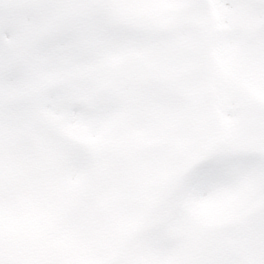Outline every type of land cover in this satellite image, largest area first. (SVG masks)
Instances as JSON below:
<instances>
[{
  "label": "snow or ice",
  "instance_id": "obj_1",
  "mask_svg": "<svg viewBox=\"0 0 264 264\" xmlns=\"http://www.w3.org/2000/svg\"><path fill=\"white\" fill-rule=\"evenodd\" d=\"M5 123L53 130L56 175L82 189L59 230L95 238L90 221L139 178L94 264H264V0H0ZM206 204L228 215L208 223ZM11 209L0 200L5 242ZM225 239L243 246L210 255ZM20 251L0 264H65Z\"/></svg>",
  "mask_w": 264,
  "mask_h": 264
},
{
  "label": "rangeland",
  "instance_id": "obj_2",
  "mask_svg": "<svg viewBox=\"0 0 264 264\" xmlns=\"http://www.w3.org/2000/svg\"><path fill=\"white\" fill-rule=\"evenodd\" d=\"M3 130L6 132V135H4L2 138L3 140V146L0 147V162L3 164H9L11 162V160H13L15 157L17 156H21V149H23L26 144H27V139L28 136L31 135L32 131L31 128L29 126H18L14 123H5V124H1ZM36 131L37 133H39L40 135V131L46 136V138L48 139L52 133L53 130L47 126H43L40 124H36ZM47 143V141H45ZM48 146V145H47ZM49 147V146H48ZM21 159L22 156H21ZM44 167V166H43ZM5 170L0 168V177L2 175V177L9 173V172H5L3 173ZM48 172V170L44 167L41 172L40 175H43V177H45L46 173ZM14 175V174H13ZM23 176H24V172H23ZM52 175L47 176V178H45L43 180V178L39 177L37 178L38 181L33 183V190H34V197H33V208L37 209L40 207L42 202H45L46 200V196L49 195V192L47 189L48 186V181L47 179L49 177H52ZM26 178V177H24ZM11 178L10 177H5L6 181H9ZM27 180H30L27 179ZM24 182V181H22ZM7 184H2V186H4V188H6L7 190ZM21 185L23 186V183H21ZM31 185V184H30ZM24 187V186H23ZM35 187V189H34ZM26 188H30L26 187ZM69 187H67L68 189ZM9 192V191H8ZM9 194V198L13 195ZM23 200L22 202H26L30 199V195L29 192L27 191L26 194H23L22 197ZM67 199L69 200L68 197H65L63 199H58L56 200L57 202L61 203V205L65 204V200ZM111 199H108V201ZM107 201V200H106ZM119 201L117 200H113L111 202H109V210L110 211L112 209V207ZM52 206L54 207V204H52ZM30 212V210H28ZM27 211V213H28ZM224 217L222 218H217L220 217V215H223ZM199 215L208 223H216L220 220H222L223 218H225L228 215V212L220 205H216V204H206L204 206L201 207V209L199 210ZM104 219L107 220L106 216H103ZM240 240H235V239H225V240H215V241H211V247H210V255L213 256H223L227 253V251L229 249H237L241 247V243L242 241ZM106 242V238L104 240H102V243ZM96 247H99L98 245H96ZM103 247V246H102ZM84 264H91L89 262H85Z\"/></svg>",
  "mask_w": 264,
  "mask_h": 264
}]
</instances>
